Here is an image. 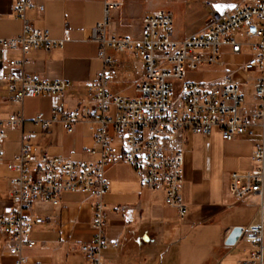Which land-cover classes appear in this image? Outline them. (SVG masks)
<instances>
[{
  "label": "built area",
  "instance_id": "obj_1",
  "mask_svg": "<svg viewBox=\"0 0 264 264\" xmlns=\"http://www.w3.org/2000/svg\"><path fill=\"white\" fill-rule=\"evenodd\" d=\"M176 1V0H170ZM120 0H103L102 19L93 29L99 43V56L104 67L88 87L86 104L69 107L64 100L53 106L48 117L38 113L36 125L47 129L62 124L71 133L79 122L93 131V146L84 151L94 159H75L42 152L37 155L31 135L21 134L19 151L6 161L9 189L0 197L9 200L0 211L2 249L14 256V264H23V250L33 247L35 226L45 223L36 213L38 205H58L64 193H79L90 199L91 226L89 242L79 250L90 264H107L103 251L109 243L105 237L108 221L104 200L109 191L105 171L115 156L117 143L120 159L130 166L137 182L149 190H161L166 205L174 207L180 219L187 214L182 189L184 183V150L186 133L209 135L217 131L224 140L254 134L260 128V139L251 151L252 168L232 170L228 176V193L235 203L260 196L264 184V0L215 8L211 2L209 22L199 31L178 37L173 8L157 9L142 18L139 35L109 31L112 11ZM33 7L42 10L36 0H12L11 12L21 21V32L0 38L3 49H17L19 59H8L20 73L4 72L0 88L10 92L14 102L36 95L64 96L71 82L47 79L24 67L30 62L31 49L49 52L69 39L51 37L47 29L36 27L27 17ZM111 48L140 58L141 71L131 95L108 89ZM247 53V59L236 69L251 78L250 104L246 107L244 82L233 80L224 68L223 54ZM220 71L217 77L212 75ZM22 112L0 117V160L8 129H22ZM120 210V207H114ZM264 224L255 220L241 227L238 239L249 242L254 250L240 264H264ZM116 246V244H114Z\"/></svg>",
  "mask_w": 264,
  "mask_h": 264
},
{
  "label": "crops",
  "instance_id": "obj_2",
  "mask_svg": "<svg viewBox=\"0 0 264 264\" xmlns=\"http://www.w3.org/2000/svg\"><path fill=\"white\" fill-rule=\"evenodd\" d=\"M120 1L121 6L112 11L109 31L139 35L146 14L172 7L176 34L182 38L209 22L207 2L220 8L253 0L203 2L192 8L197 18L187 24L184 0ZM36 4H40L42 10L29 9L30 21L38 28L47 29L54 38L63 37L67 30L69 39L49 52L31 49L26 54L30 62L24 70L50 80H69L71 86L64 96L36 95L25 97L22 102L12 101L10 92L0 88V117L22 112L25 118L22 129L7 130L0 160V192L3 193L9 189L12 175L6 161L19 151L22 133L31 135L37 155L46 152L75 159L96 158L84 151L94 145L93 131L85 123H77L74 130L67 133L60 123L42 129L33 119L38 113L48 117L52 107L62 100L69 107L87 103L86 91L104 67L99 43L93 38V29L102 19L103 0H36ZM11 7L12 0H0V38L14 37L21 32V21L12 14ZM106 53L112 57L108 89L131 95L141 71L140 58L111 48H107ZM247 56L246 52L236 55L224 52L223 70L233 72ZM20 57L19 50L0 46V76L4 72L20 73V68L6 63L8 59ZM220 74L217 71L212 77ZM113 79H120V84ZM249 104L250 95L246 107ZM252 130V136L243 134L232 140L222 139L217 131L209 135L187 131L182 194L188 210L184 219L178 217L174 207L165 204L163 191L146 189L137 182L130 166L121 161L115 143L114 159L105 171L109 181V191L104 197L108 214L105 237L109 245L103 257L107 264H240V260L247 258L254 250L251 243L241 239L233 244L225 241L236 226L246 227L258 219L264 224V184L261 197L251 196L240 203H235L228 193L229 173L254 165L251 151L260 139V128L253 126ZM8 202L0 197V211ZM117 206L121 209L115 210ZM35 211L44 217L45 223L34 227L32 237L36 244L23 250V264H90L79 250L80 243L89 242L93 233L88 197L64 193L58 205H38ZM2 243L0 234V264H4V260L14 264V256L3 251Z\"/></svg>",
  "mask_w": 264,
  "mask_h": 264
},
{
  "label": "rangeland",
  "instance_id": "obj_3",
  "mask_svg": "<svg viewBox=\"0 0 264 264\" xmlns=\"http://www.w3.org/2000/svg\"><path fill=\"white\" fill-rule=\"evenodd\" d=\"M184 1L187 2V13H186V19H185V24H187V23L194 21L197 18L196 14H194L192 12V8H194V7L196 8L201 3L207 2V1H225V0H184ZM243 53H245V51H243ZM231 65H233V64H231ZM128 75L130 77L132 76L130 74H128ZM232 78H233V80L238 81V82H244L248 78L247 84H245V95H246V100H248L249 95L251 93V82H250L251 78L249 76H246V73L244 71H242L241 69H235L232 73ZM113 80H114V82H116V84H120V82H121L120 79H113ZM128 84L129 83H126L127 86H129ZM3 263L8 264L9 261L4 260Z\"/></svg>",
  "mask_w": 264,
  "mask_h": 264
},
{
  "label": "water",
  "instance_id": "obj_4",
  "mask_svg": "<svg viewBox=\"0 0 264 264\" xmlns=\"http://www.w3.org/2000/svg\"><path fill=\"white\" fill-rule=\"evenodd\" d=\"M240 233H241V227H239V226L234 227L231 230V232L228 235V237L226 238V241H225L226 244L235 243L238 240Z\"/></svg>",
  "mask_w": 264,
  "mask_h": 264
},
{
  "label": "snow or ice",
  "instance_id": "obj_5",
  "mask_svg": "<svg viewBox=\"0 0 264 264\" xmlns=\"http://www.w3.org/2000/svg\"><path fill=\"white\" fill-rule=\"evenodd\" d=\"M216 7H219L218 5Z\"/></svg>",
  "mask_w": 264,
  "mask_h": 264
}]
</instances>
